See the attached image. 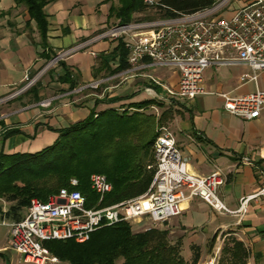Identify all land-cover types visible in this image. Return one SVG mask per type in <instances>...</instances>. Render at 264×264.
<instances>
[{
  "label": "crops",
  "instance_id": "crops-1",
  "mask_svg": "<svg viewBox=\"0 0 264 264\" xmlns=\"http://www.w3.org/2000/svg\"><path fill=\"white\" fill-rule=\"evenodd\" d=\"M251 1L231 0L219 16L231 18ZM128 3L130 0H49L44 47L27 4L0 0V156L34 153L52 145L59 130L85 119L96 101L99 111L109 107L122 110L131 103L156 99L174 109L166 127L189 157L190 170L204 176L217 169L225 174L219 195L229 209L237 210L242 197L264 184V110L255 119L232 115L224 109L220 93L244 95L257 87L264 89V70L259 71L256 84L241 79L243 74H252L248 65H211L204 72L207 93L194 99L167 95L166 87L178 89L180 74L176 68L154 67L152 71L147 67L111 75L108 69L119 64L115 53L119 40L98 36L124 24L118 11ZM131 17L130 23L167 19L150 8L134 11ZM63 52L66 55L57 60ZM67 68L76 82L74 89L71 81L61 79ZM128 75L130 79L122 86L118 79ZM95 81L100 87H90ZM156 106L144 110L149 112ZM0 205V264H32L23 262L9 247L10 223L14 220L4 216L10 202ZM158 226L178 234L183 248L189 251L192 244L198 248L209 238L212 246L215 235L225 233L247 247V264H264L263 196L251 199L245 213H221L200 197L187 198L180 215ZM55 264L71 263L60 260Z\"/></svg>",
  "mask_w": 264,
  "mask_h": 264
},
{
  "label": "built area",
  "instance_id": "built-area-1",
  "mask_svg": "<svg viewBox=\"0 0 264 264\" xmlns=\"http://www.w3.org/2000/svg\"><path fill=\"white\" fill-rule=\"evenodd\" d=\"M144 1L149 5L157 3ZM230 1L220 0L175 18L120 24L106 29L98 38H125L131 65L126 72L147 67L178 69V89L166 87L171 97L194 99L207 93L204 72L211 65H248L253 72L243 74L241 79L258 84L259 71L264 70V0L247 3L231 18L219 16ZM220 96L224 109L243 119H255L264 110V89L259 87L244 95ZM159 131L153 144L154 162L148 165L154 174L144 193L103 204L113 190L105 174L93 173L90 177L91 188L98 194L93 201L75 188L79 180L72 178L70 187H62L47 201L31 200L25 216L10 223L9 247L25 263L55 264L60 259L45 241L74 239L83 243L95 231L120 222L143 223L145 229L157 226L180 215L182 202L191 197H200L221 213H245L251 199L264 197L263 184L257 192L242 197L237 210L229 209L219 195L225 174L219 169L206 176L192 172L189 157L178 147L169 128L161 126Z\"/></svg>",
  "mask_w": 264,
  "mask_h": 264
},
{
  "label": "trees",
  "instance_id": "trees-1",
  "mask_svg": "<svg viewBox=\"0 0 264 264\" xmlns=\"http://www.w3.org/2000/svg\"><path fill=\"white\" fill-rule=\"evenodd\" d=\"M19 1L27 4L37 21L45 47L49 28L45 6L49 0ZM215 1L158 0L149 5L144 0H130L118 12L124 24H128L134 11L150 8L162 18H175L211 7ZM118 40L115 53L119 64L108 69L111 75L131 66L129 48L123 37ZM61 79L71 81V89L76 87L70 69H66ZM150 105H157L162 111L159 114L145 111ZM96 106L85 119L59 130L52 145L34 153L0 156V198L10 202L4 216L21 220L33 198L47 201L62 187H70L72 178L79 180L75 188L92 201L98 199L91 188L93 173L105 174L113 184L103 204L132 198L148 189L154 174L148 169L154 162L153 144L159 128L174 116V109L156 99L131 103L122 110L109 107L98 111ZM45 245L60 260L71 264H188L182 253V240L170 239V230L160 226L139 230L128 222H120L95 231L83 243L67 239L48 240ZM248 253L242 241L228 237L218 264H247ZM200 257V252H196L191 264H197Z\"/></svg>",
  "mask_w": 264,
  "mask_h": 264
},
{
  "label": "rangeland",
  "instance_id": "rangeland-1",
  "mask_svg": "<svg viewBox=\"0 0 264 264\" xmlns=\"http://www.w3.org/2000/svg\"><path fill=\"white\" fill-rule=\"evenodd\" d=\"M151 70L154 71L155 68L152 67ZM127 77H129V75ZM138 77H140V76H136L135 79H137ZM128 79H130V77L129 78L121 77L118 80L121 81V84L123 86V85L127 84ZM100 84L101 83L99 81H95L94 83L91 84L90 87H94V88L95 87H100L99 86ZM166 92H167V95L171 96V94L168 91H166ZM161 110H162L161 108L156 106V108H152L149 112L153 111V112H157L159 114L161 112ZM0 202L8 205V202L5 200V198H0ZM144 228L145 227H140L139 230H142ZM177 237H178V234H171L170 233V239L176 240ZM227 239H228V237L225 236V233H218L216 235V240H215V242H213L212 246H211V241H210V238H209L204 244H202L201 246L199 245L200 247H198V248H197V244H192L191 247H190L191 248L190 251L189 250H185L183 248V252L182 253H183L185 259L187 260L188 264L192 263L193 256L198 251L201 253V257H200V259H199L197 264H218L219 260H220V258L222 256V248H223L225 242L227 241Z\"/></svg>",
  "mask_w": 264,
  "mask_h": 264
}]
</instances>
